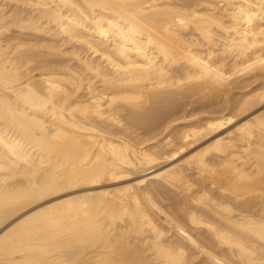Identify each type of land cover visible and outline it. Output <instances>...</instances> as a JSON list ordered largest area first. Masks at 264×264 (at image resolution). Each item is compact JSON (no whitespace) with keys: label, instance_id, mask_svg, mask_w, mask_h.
I'll return each instance as SVG.
<instances>
[{"label":"bare ground","instance_id":"obj_1","mask_svg":"<svg viewBox=\"0 0 264 264\" xmlns=\"http://www.w3.org/2000/svg\"><path fill=\"white\" fill-rule=\"evenodd\" d=\"M155 1L0 0V230L65 182L143 174L156 156L109 132L120 126L121 104L136 116L155 101L179 99L182 87L236 111L264 97L257 87L240 101L227 98L251 74L264 77V0H214L225 5L218 14L217 2L186 0L178 9ZM53 55L74 60L101 93L86 87L88 101L69 102L73 69L41 74L40 87L21 81L35 57ZM225 116L186 125L181 145L236 115ZM214 141L213 160L145 174L120 200L85 193L74 199H89L86 206L65 199L24 216L0 233V264H264V113ZM163 194L167 211L154 201Z\"/></svg>","mask_w":264,"mask_h":264},{"label":"rangeland","instance_id":"obj_2","mask_svg":"<svg viewBox=\"0 0 264 264\" xmlns=\"http://www.w3.org/2000/svg\"><path fill=\"white\" fill-rule=\"evenodd\" d=\"M146 1H148V3H149V0H146ZM185 1L186 0H184V1L183 0H168V1L167 0H164V1L163 0L162 1L156 0L155 4H157V5L167 4L168 6H171V7L175 6V8L179 7L181 9L182 8L181 5ZM189 1L201 2V0H187V2H189ZM202 1H204V3L208 2V4H210L211 7L213 5L216 6V4H217L218 8L212 7L213 8L212 12L214 14H218L221 11L222 7H225L223 2H220V3L217 1L214 2V0H202ZM210 1H211V3H210ZM148 3L146 5H148ZM205 5H207V4H205ZM10 6L14 7V5H10ZM10 6L8 5V8ZM202 6H204V5H200V7H199V5H197L196 9L197 8L203 9L205 7V6L204 7H202ZM211 7H209V8H211ZM183 9L189 10L190 8H183ZM215 33L216 34H214L213 38H214L216 44H218L221 41L220 37L222 35L220 34V32H215ZM10 34H9V36H15V35H13L14 33H10ZM217 36H220V37H218V39H217ZM31 38H34V37H31ZM184 39L188 40V36L187 35L184 36ZM36 42L40 43L39 39L36 40L34 38V39H31L29 41V43H36ZM72 45H75V44H72ZM65 47H68V46H65ZM75 47H76V45H75ZM196 48L197 49H203V48H201V46L199 44L196 46ZM40 49H42V48H40ZM43 57H40V56L38 58L35 57L37 59V60L34 59L36 62L33 60L34 62H31L28 65V68H24L25 71L28 72L29 74L23 70L25 72L26 76L23 75L24 72L21 73L23 75V78L21 79V81L23 80L22 82H25L28 80L29 82H31V84L33 83V85H36V86L38 85L40 87L42 85V83H41V80H39L38 78L41 74L51 73V74H57L59 76L63 75V74L67 76L68 72L73 69L72 71L75 72L73 74V76H75V77H73L75 85H74V89L73 88H71L72 90L70 89L71 92L72 91L73 92H72V94L70 92L71 97L69 99L70 100L69 102H71V103H75V102L81 103L82 101L86 102V100L88 101V97L90 98L89 93L95 92L94 94H97V95L99 93H101V91H102L101 85L98 82H96V80L93 79L91 76H89L90 74L85 75L86 73H84L83 71L82 72L79 71L80 67L77 66V63L74 60L71 61L70 59H67L68 60L67 61L66 57L62 58L63 56L62 57L60 56L62 58V59H60L59 56L55 57L54 55L49 57V58H46V59H42ZM54 58L55 59L57 58V59L54 60ZM42 60H44V61H42ZM45 60H48V61L45 62ZM51 60H52V62H51ZM44 62L47 64L48 63H50V64H48V66H45L47 64H45ZM35 63H37V64H35ZM76 67H78V68H76ZM36 68H38V69H36ZM39 68H40V70H39ZM68 69H70V70H68ZM36 76H38V77H36ZM28 77H29V79H28ZM82 77H85V78H82ZM262 85H264V77H262V76L253 77L251 74L250 76L247 77V80H245L244 83L234 84L231 87H229L230 91L227 94V98H228L229 103L231 104V102H233V103L235 101L237 102V100L240 101L245 93L251 92L252 89H255L257 87H259V88L264 87ZM86 87H89V90H91L93 92L87 91L88 89ZM85 88H86V90H85ZM96 88H97V90H95ZM185 88L183 90V87H182V91H184V92L180 93V91H179V94L180 95L182 94L181 95L182 98L178 97L179 99H177L178 95L177 96L174 95V96H172L171 99H168V100L166 99L163 102H162V100L155 101L152 104L147 105L146 109L139 111V114L137 113L136 116L135 115L130 116L129 114H127V112H129L130 109L127 106L126 107L122 106V104L117 109V116H118V119L120 120L119 121L120 126L119 127L118 126L108 127L110 130L109 132L113 133L111 135L114 137V139L122 140L125 143L129 144L134 150H137L136 152H138V154H139V151L142 150V151H146V152L152 154L153 156H156L155 160H153L150 163H147L149 165H147L146 169L144 170L143 174H141V176L135 175L132 172V170L124 169L120 172H113L112 174H106V175H103L101 177L94 178V179L78 180L77 182H74V181L73 182L72 181L71 182H65L64 184H61L59 187L57 186L56 189L51 190L48 193L40 194V195L36 196L34 199L32 198L30 202H27V204L21 206L18 210H16L9 217L11 219L9 220L7 226H5L3 229L0 230V233L4 229H6V227L14 224L15 222H17L18 220H20L24 216H26L32 212H35V211L41 209L42 207H46L49 204L51 205L53 203L63 201L65 199H74L75 197L81 196L82 194H85V193H93L94 195H92L91 199H93V198L109 199L110 198V199L120 200L121 197L126 192L132 190L133 183L136 180L143 177L145 174L161 172L164 169H167L169 167H173V168L175 167V169L177 168V170H180V168L184 167L185 164H191V162L193 160H196L197 157L199 158V157H202L203 155L207 157L210 154V151L215 148V144H214V148L212 146L213 145L212 142L214 140H216L219 137H222L224 135L229 136V137L230 136L233 137L234 133H236V131L240 125L250 121L251 118L254 117L255 115H258L260 113H264V97L263 96H262V98H260V97L256 98L257 101L255 99L253 100L254 102L251 101L252 103L250 102L249 105H247L248 107L245 105L246 107L244 106L243 110L241 107V111L240 110L236 111L235 109H232L231 107H227L223 101V98H219V100L217 99L218 101L215 100V102L212 100H209V101L206 100L207 101L206 102L204 99H203L204 100L203 101L199 96H193L194 99H192L191 98L192 96H190V95H189L190 97L188 96L189 92L188 93L185 92V90H187ZM189 91H190V89H189ZM185 93H187V95ZM174 97H176V98H174ZM195 97H198V98H195ZM233 97H234V100L232 99ZM173 98H174V100H172ZM199 98H200V100H199ZM84 99H85V101H84ZM180 99H182V100H180ZM169 101H171V102H169ZM211 101L214 102V104ZM219 102H221V103H219ZM152 105H154V106H152ZM224 105H225V108H224ZM119 109H121V110H119ZM126 110H127V112H126ZM240 112H241V114H240ZM210 113L217 114V115L225 114L226 116L228 115L229 117H230V115H233V116L236 115V116H234L235 118L233 116H231V118L233 117L232 120L234 119L233 122L230 125L223 128L222 130L215 132L214 134L212 132H210L209 129H206L207 131L201 130L202 132H199L197 134V136H195V138L193 137L188 141V143L181 145L182 143L179 141L181 132L179 130H182V128H185V126L189 125V124H192V125L201 124L202 122L205 121V117ZM129 118H131V119H129ZM133 118H134V120H133ZM93 121L95 122V124H98L99 126L102 125L103 128L107 127L102 122L99 123L98 120L94 119ZM203 129H205V128H203ZM178 134H179V136H178ZM214 142H216V141H214ZM213 159H214V157H213ZM213 159L211 156L209 157V161L213 160ZM59 169H60V167L57 168V170H59ZM192 177H194V176H192ZM192 177H190V179H193ZM197 180L198 179H196L194 177V181L196 183L199 182V181L197 182ZM195 189H197V187ZM88 200L89 199H86V200L74 199L71 202V204L81 203L82 206H86L88 204V202H87ZM154 201H155L157 206L162 208L163 211L168 210L167 205L170 204V202H171L169 196L166 194H163L162 197H154ZM57 252H58V249L55 250L54 253H57Z\"/></svg>","mask_w":264,"mask_h":264}]
</instances>
